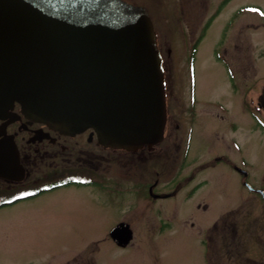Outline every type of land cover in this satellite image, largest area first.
Here are the masks:
<instances>
[{
  "label": "rangeland",
  "instance_id": "rangeland-1",
  "mask_svg": "<svg viewBox=\"0 0 264 264\" xmlns=\"http://www.w3.org/2000/svg\"><path fill=\"white\" fill-rule=\"evenodd\" d=\"M127 1L148 10L158 34L159 49L164 63L170 67L172 84L179 97L183 95V87L187 86L186 75L192 70L200 97L207 102L230 100L229 96L221 97L222 93L227 94L226 87L230 85L222 55L241 81L248 77L249 99L254 107L264 89L263 21L250 15L233 33L230 30L227 34L225 30L230 11L235 7L244 4L264 8V0H233L208 30L193 66L189 65L190 56L193 43L201 33L200 23L206 17L203 3L207 0ZM215 1L212 0V5ZM228 35L227 44H219ZM168 50H171L170 57ZM179 100L174 101L176 111ZM234 101L236 103L233 98ZM207 112L210 111L203 109L200 114L205 117L210 114ZM242 119L238 120L242 122ZM248 122V140L240 134L239 139L245 144L249 160L255 162L251 171L259 173L264 166V135L253 118ZM222 128V124L216 127L206 122L203 130L208 133L201 139L196 126L191 156L208 148L202 140L210 133L214 140L217 139L214 143L226 148ZM180 135L181 132L176 130L167 147L156 149L155 163L139 161L133 168H130L131 163L125 164L130 156L107 151L105 179L113 185H106V189L64 188L0 208V264L259 263V252L264 249L263 241L257 237L262 206L250 199L246 204L227 199L228 194H236L239 177L225 166L208 170L206 176L211 182L198 193L189 196L188 190L193 186L190 185L177 188L173 197L155 203L151 200L148 186L142 184L157 181L164 186V191L173 194L175 186L169 184L181 177L178 164ZM166 149L172 152L167 161L162 155ZM212 150L209 147L202 159L207 160L209 154L214 153ZM163 160L167 163L162 166ZM197 166L191 164L185 170L191 173ZM228 212H235L237 234L231 229ZM165 219L170 221L164 222ZM122 221L134 230V240L126 248L116 246L109 238L112 228ZM217 221L218 225L213 227ZM163 222L167 223V228L161 232L159 225Z\"/></svg>",
  "mask_w": 264,
  "mask_h": 264
},
{
  "label": "water",
  "instance_id": "water-1",
  "mask_svg": "<svg viewBox=\"0 0 264 264\" xmlns=\"http://www.w3.org/2000/svg\"><path fill=\"white\" fill-rule=\"evenodd\" d=\"M14 102L65 134L93 128L109 147L160 141L164 76L147 10L124 0H0V110ZM14 152L0 144V177L17 172ZM110 237L125 247L133 234L120 223Z\"/></svg>",
  "mask_w": 264,
  "mask_h": 264
},
{
  "label": "flooded vegetation",
  "instance_id": "flooded-vegetation-1",
  "mask_svg": "<svg viewBox=\"0 0 264 264\" xmlns=\"http://www.w3.org/2000/svg\"><path fill=\"white\" fill-rule=\"evenodd\" d=\"M207 1L203 3L205 4L206 17L199 26L201 33L193 43V49H196V53H198L208 30L221 17L227 6L233 2V0H216L212 5V0ZM248 6L244 4L238 5L230 11V18L225 30L227 34L230 30L233 33L240 23L245 19H249L250 15L248 10H246ZM208 10L211 12H208ZM229 39V35L228 37H223L219 44L225 45ZM196 53L194 54V61L191 62L193 64L189 62L192 66L196 60ZM170 55L171 50H168V57ZM221 61L227 69L230 80V85L226 87L228 90L227 94L222 93L221 97L229 96L231 99L228 101L223 98L220 101L217 99L216 101L207 102L206 99L200 97L197 93L192 70H190L188 76L186 75L185 84L187 86L183 87V95L179 97L172 84L170 67L165 63L166 122L163 139L152 150L126 152L109 149L99 143L97 135L92 130H87L78 135H66L43 123L28 118L18 104L3 110V112H0V144L7 143L9 146L15 147L14 154L17 155V161L24 170L25 176L20 181L0 178V205L3 204V207L13 206L64 188L106 189L105 163L107 151H112L120 156H130L129 160L125 161V164L131 163L130 168H133L139 161L140 163L145 160L154 162L156 149L162 146L167 147L175 131L178 130L181 132V153L178 161L181 177L179 181L169 185H174L176 189L183 188L186 185H195V192L198 193L211 182V179L206 176V172L208 173V170L211 171L219 166H225L239 177V181L236 183V194H233V196L228 194L227 199L236 200V204H246V201L250 199L253 203L256 202L262 206L261 223L257 237L264 243V166L261 167L262 171L259 173L251 171V168L255 166V162L249 160L244 149L245 144L241 143L239 139L240 134L243 137H247L248 140L249 127L247 126H249L248 120L250 121V118H253L259 124L261 128L258 129L264 135V119L261 118V116L264 118L262 115L264 112V89L259 95L252 113L248 77L246 78L247 80L243 77V81H241L222 55ZM233 98L236 99V103L235 101L233 102ZM177 100H179L178 111H176L174 106V101ZM203 109H208L210 112L207 113L210 114L202 117L200 112ZM236 115L238 118H236ZM241 118H243L242 122L238 120ZM206 122L209 125H216V127L218 124H222V129L225 132L223 137H225L227 142L226 148L223 145H219L218 142L214 143L217 139L214 140L210 133L207 139L202 140L206 142L208 148L199 150L196 152V156L193 157L191 153L193 152L192 142L195 128L197 126L196 130H200L201 139H203L208 133L206 129L203 130V125ZM240 125L242 130H240ZM209 147H212L214 153L212 155L209 154L207 160H203L202 157H205L204 155ZM171 153L169 149L163 150V158H166L167 161L171 157ZM166 161L163 160L161 165L163 166L164 163H167ZM191 164H198V166L195 171L188 173L185 169ZM16 169L17 172L13 174V179L19 177L18 167ZM144 185H148L154 199L168 198L176 193H164L161 190L164 186L159 189L157 186L159 182L157 181L147 182ZM28 189L35 192L28 194ZM156 189H158V193H154ZM36 192L37 194H35ZM234 214L235 212H228L227 216L232 226V231L237 234L238 229L233 219ZM218 221L214 224V227L218 225ZM259 253L261 260L257 264H264V249Z\"/></svg>",
  "mask_w": 264,
  "mask_h": 264
}]
</instances>
